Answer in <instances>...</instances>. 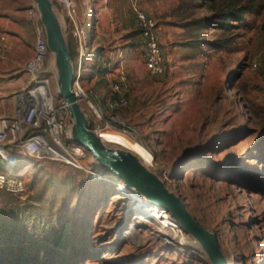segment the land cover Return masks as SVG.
<instances>
[{"label": "rangeland", "instance_id": "374dc122", "mask_svg": "<svg viewBox=\"0 0 264 264\" xmlns=\"http://www.w3.org/2000/svg\"><path fill=\"white\" fill-rule=\"evenodd\" d=\"M70 1L75 21L89 35L81 84L107 98L109 80L121 66L131 83L123 118L138 130L129 137L149 158L141 162L217 235L229 260L264 264V0ZM51 2L76 64L67 7L63 0ZM32 3L0 0V32L6 31L10 46L0 58L5 116L12 114L16 93L29 84L23 64L33 50L27 19ZM133 3L157 21L162 74L144 68ZM237 7L248 9L241 20L216 16ZM216 21L229 27H216ZM108 58L114 65L105 78L99 67ZM252 61L259 63L256 70L250 69ZM56 85L51 82L55 101ZM0 163L27 187L24 197L0 191V264H212L199 242L183 230L178 236L174 224L142 219L120 190L123 182L105 168L94 165L104 177L97 179L51 160ZM165 231L173 243H167Z\"/></svg>", "mask_w": 264, "mask_h": 264}, {"label": "built area", "instance_id": "2783aa9c", "mask_svg": "<svg viewBox=\"0 0 264 264\" xmlns=\"http://www.w3.org/2000/svg\"><path fill=\"white\" fill-rule=\"evenodd\" d=\"M66 7L77 51V63L73 64V91L88 118L90 128L100 136V131L114 127V131L135 138L137 128L123 118L130 92L129 74L121 66L117 69L115 77L109 80L110 95L107 98L95 87L81 84V65L88 49L89 35L86 26L75 21L73 5ZM132 10L135 25L143 39L144 68L151 75L162 74L166 66L163 47L157 35V21L136 3L132 4ZM27 19L34 32L33 54L23 64L29 84L16 93L12 114L0 116V162L17 166L18 159L51 160L85 170L94 178L104 179L95 171L94 159L88 150L71 141L72 118L67 103L58 97L57 85L54 91L57 101L54 100L51 82L56 81V75L51 67L46 66L51 51L47 46L45 29L34 0L27 9ZM6 51V39L1 35L0 58H5ZM113 65L110 58L104 59L99 67L101 75L108 78ZM258 67V62L250 63L251 70ZM90 115H94L95 119H91ZM96 122L101 126L95 127ZM62 136L66 142L62 141ZM0 191L24 197L27 187L19 176L7 174L0 169Z\"/></svg>", "mask_w": 264, "mask_h": 264}, {"label": "water", "instance_id": "95a60500", "mask_svg": "<svg viewBox=\"0 0 264 264\" xmlns=\"http://www.w3.org/2000/svg\"><path fill=\"white\" fill-rule=\"evenodd\" d=\"M35 2L55 65L58 97L67 103L72 118L71 141L84 146L94 159V164L105 168L111 177L120 179L127 188H132L139 196L170 212L184 233L199 242L212 264H226L227 260L217 235L197 220L179 195L169 190L164 181L132 153L108 149L102 145L100 136L90 128L88 118L73 91L75 76L70 51L52 2L51 0Z\"/></svg>", "mask_w": 264, "mask_h": 264}, {"label": "bare ground", "instance_id": "6f19581e", "mask_svg": "<svg viewBox=\"0 0 264 264\" xmlns=\"http://www.w3.org/2000/svg\"><path fill=\"white\" fill-rule=\"evenodd\" d=\"M63 2L65 3L66 6L73 5V3L70 0H67V1L63 0ZM57 18L60 22V25L63 26L62 25V23H63L62 17L60 15L59 16L57 15ZM50 67L52 70L55 71V65H54L53 57L51 58V61H50ZM99 133H100L99 135H100L102 145L105 148L113 149V148L108 147L107 143L113 144L117 147L116 149H113V150L127 151V152L132 153L134 156H136V158L140 162L141 161L149 162L148 156L145 153L138 151L139 149H141L139 146V142L138 141H135V142L132 141L128 135H125L121 132L109 131V130H103V131H100ZM145 167H147V166H145ZM121 184H123V183H119L120 190L122 191V193L124 195L131 197L133 199L132 200L133 201L132 205L134 206L133 209H135L134 211H136V213L138 215H140L142 219H144L145 221L155 223L156 225H159L160 223H163V224H171L172 223V225L174 224V227H176L175 232H177L179 234L178 236H182L181 233H182L183 229L180 226V224L174 219V217L170 214V212H168L164 207L158 206L154 202L149 201L142 196H139L135 192V190H133L132 188H127L124 184H123V186H121ZM129 190L131 192H129ZM164 236H165V239L167 240V243H173L174 238L172 237L171 232L165 231ZM193 239H195V238L193 237ZM224 255H225L226 260H227L226 264H234L231 260L228 259V257L226 256L225 253H224Z\"/></svg>", "mask_w": 264, "mask_h": 264}, {"label": "trees", "instance_id": "16d2710c", "mask_svg": "<svg viewBox=\"0 0 264 264\" xmlns=\"http://www.w3.org/2000/svg\"><path fill=\"white\" fill-rule=\"evenodd\" d=\"M244 9H246V7H237L235 9L228 10L227 13H222V14L218 13L216 16H219L221 19H225L226 17H228V18H232L233 20H241V13ZM247 11L248 9L243 12H247ZM208 20H211V18H208ZM216 22H218L216 27H220V28L229 27L228 23H225V21L224 22L216 21ZM213 26H214V23H213Z\"/></svg>", "mask_w": 264, "mask_h": 264}, {"label": "crops", "instance_id": "0c3cea01", "mask_svg": "<svg viewBox=\"0 0 264 264\" xmlns=\"http://www.w3.org/2000/svg\"><path fill=\"white\" fill-rule=\"evenodd\" d=\"M1 35H4V36H5V39H6V45L8 46V49H7V50L9 51V47H10V46H9V44H8V39H7L6 31L4 32V31L1 30V32H0V36H1ZM32 54H33V50H32ZM31 56H32V55H31ZM31 56H30V57H31ZM0 116H5V115L0 114Z\"/></svg>", "mask_w": 264, "mask_h": 264}]
</instances>
